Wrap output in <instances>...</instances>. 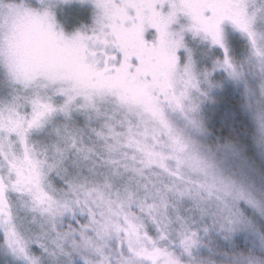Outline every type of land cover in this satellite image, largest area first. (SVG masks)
<instances>
[{"label":"clouds","instance_id":"1","mask_svg":"<svg viewBox=\"0 0 264 264\" xmlns=\"http://www.w3.org/2000/svg\"><path fill=\"white\" fill-rule=\"evenodd\" d=\"M225 2L235 78L182 0H0V264H264V0Z\"/></svg>","mask_w":264,"mask_h":264},{"label":"snow or ice","instance_id":"2","mask_svg":"<svg viewBox=\"0 0 264 264\" xmlns=\"http://www.w3.org/2000/svg\"><path fill=\"white\" fill-rule=\"evenodd\" d=\"M183 10L190 16L194 21L192 30L197 33L202 32L204 38L208 39L212 44L218 45L224 50V59L222 62H217V66L222 67L232 77H237L238 73L227 54V48L225 46V36L221 23L224 20H228L232 25L239 31L245 33L253 48L255 49L256 41L258 39L256 33L250 28V21L245 17L242 10L238 11L229 6L225 0H202L201 3L193 5L189 3V0H182ZM205 11L209 12L210 15L205 16ZM166 22H161L158 25L159 30L163 31ZM175 46H180V42L177 41ZM188 63L185 65V71L190 72L191 70V51L187 50ZM259 54V53H257ZM169 63L174 67L177 57L174 51L168 57Z\"/></svg>","mask_w":264,"mask_h":264},{"label":"trees","instance_id":"3","mask_svg":"<svg viewBox=\"0 0 264 264\" xmlns=\"http://www.w3.org/2000/svg\"><path fill=\"white\" fill-rule=\"evenodd\" d=\"M215 115L220 126H224L227 120L234 118L232 110L229 107L228 99H225L224 103L218 108Z\"/></svg>","mask_w":264,"mask_h":264},{"label":"rangeland","instance_id":"4","mask_svg":"<svg viewBox=\"0 0 264 264\" xmlns=\"http://www.w3.org/2000/svg\"><path fill=\"white\" fill-rule=\"evenodd\" d=\"M201 2H202V0H189V3H191L193 5L199 4ZM204 15H205V13H204ZM205 16H207V15H205Z\"/></svg>","mask_w":264,"mask_h":264}]
</instances>
